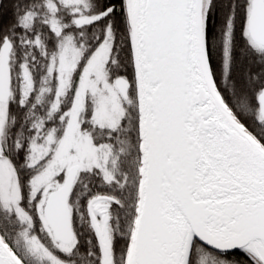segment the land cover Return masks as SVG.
<instances>
[{"label": "snow or ice", "instance_id": "snow-or-ice-1", "mask_svg": "<svg viewBox=\"0 0 264 264\" xmlns=\"http://www.w3.org/2000/svg\"><path fill=\"white\" fill-rule=\"evenodd\" d=\"M0 264H264V0H0Z\"/></svg>", "mask_w": 264, "mask_h": 264}]
</instances>
